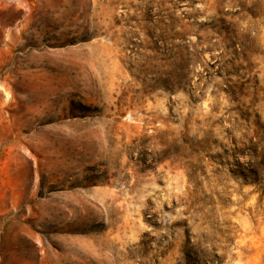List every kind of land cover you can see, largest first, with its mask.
<instances>
[{
  "label": "rangeland",
  "instance_id": "rangeland-1",
  "mask_svg": "<svg viewBox=\"0 0 264 264\" xmlns=\"http://www.w3.org/2000/svg\"><path fill=\"white\" fill-rule=\"evenodd\" d=\"M0 264H264V0H0Z\"/></svg>",
  "mask_w": 264,
  "mask_h": 264
}]
</instances>
